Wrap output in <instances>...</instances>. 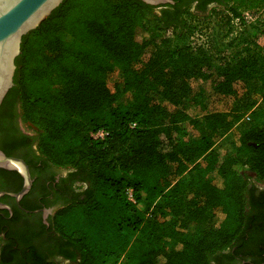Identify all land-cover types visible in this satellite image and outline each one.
Segmentation results:
<instances>
[{
  "label": "trees",
  "instance_id": "16d2710c",
  "mask_svg": "<svg viewBox=\"0 0 264 264\" xmlns=\"http://www.w3.org/2000/svg\"><path fill=\"white\" fill-rule=\"evenodd\" d=\"M174 2L64 0L22 39L14 86L0 107V148L15 157L20 139H29L8 122L20 118L43 165L71 169L72 183L86 184L51 220L78 254L66 264H237L264 227V188L256 184H264V0ZM206 13L220 17L229 49L214 94L235 96L241 81L255 85L238 107L193 122L204 129L200 138L180 141L189 106L206 110L191 85L213 64L212 45L191 42ZM116 70L122 83L113 92ZM57 82L62 119L48 115ZM235 126L238 141L219 154L216 138ZM0 176L22 188L17 172ZM192 225L205 228L197 241L186 239ZM16 257L0 247V264Z\"/></svg>",
  "mask_w": 264,
  "mask_h": 264
},
{
  "label": "flooded vegetation",
  "instance_id": "af4514ba",
  "mask_svg": "<svg viewBox=\"0 0 264 264\" xmlns=\"http://www.w3.org/2000/svg\"><path fill=\"white\" fill-rule=\"evenodd\" d=\"M197 5V4H195ZM212 5L209 6L211 8ZM9 124L16 127V135L29 139H20V147L16 156L31 162V175L34 180L31 191L18 203L10 194L20 190L13 189L8 179L0 176V202L8 205L0 209V247L15 252L17 264H34L39 260L54 263H70V256L77 252L54 231L51 220L55 213L65 207L74 194L81 193L86 184L72 183L69 178L71 169H61L44 166L33 141L34 134L22 123L20 118H11ZM25 160V161H26ZM23 179V178H22ZM23 187V185H22ZM256 239L248 238V246L243 254L237 256V264H264V247L261 237H264V227L256 232Z\"/></svg>",
  "mask_w": 264,
  "mask_h": 264
},
{
  "label": "rangeland",
  "instance_id": "374dc122",
  "mask_svg": "<svg viewBox=\"0 0 264 264\" xmlns=\"http://www.w3.org/2000/svg\"><path fill=\"white\" fill-rule=\"evenodd\" d=\"M209 13H206V16L199 17L197 20L198 27L200 31L195 33L192 36L191 42L193 44H207L212 45L211 52L213 55V64L211 68L206 69L202 73L197 74L191 79V85L195 91L200 92L204 98V103L206 110H202L199 106L190 105L186 110L187 119L182 124V134L179 136L180 141L193 140L200 138L203 133V127H195L193 122H202L206 112H229L232 109L241 105L244 98L251 92L255 81H241L236 84V95L232 97H217L213 91V81L215 80L216 69L221 62V59L228 55V47L226 43L228 39L224 36L225 30L221 26L220 17L213 16L210 19L207 18ZM237 30L235 29V32ZM168 35H171V31L168 32ZM79 47L75 46V50H78ZM227 49V50H226ZM264 49V45H263ZM152 49L148 50L145 58H149L152 55ZM36 66H43V62L40 59L36 60ZM122 83V73L119 70L113 72L108 80V85L110 89L114 92L118 86ZM63 90V85L60 82H57L54 87V93L57 95L58 101L48 110V115L62 119L64 118V112L61 105V94ZM130 96L123 97L124 101L129 100ZM155 101L158 104L172 110V106L163 100L160 96L155 95ZM25 126V125H24ZM26 127V126H25ZM241 127H234L230 132L225 135L218 136L216 138L217 145L216 149L219 154L223 155L229 148L231 141H238ZM217 178H213V181L216 183ZM255 182L253 178L252 182ZM258 187L264 188V184L256 183ZM204 225H192L186 235V239L190 241H197L202 233L204 232ZM172 247H168L167 250L171 251Z\"/></svg>",
  "mask_w": 264,
  "mask_h": 264
},
{
  "label": "water",
  "instance_id": "95a60500",
  "mask_svg": "<svg viewBox=\"0 0 264 264\" xmlns=\"http://www.w3.org/2000/svg\"><path fill=\"white\" fill-rule=\"evenodd\" d=\"M141 1L157 8L175 4L174 0ZM63 2L64 0H0V107L14 86L17 68L15 61L21 54L23 37L36 30ZM0 169L17 172L23 178L22 189L10 194L19 203L33 187L34 180L29 165L21 158L6 155L0 148ZM4 208L12 212L8 205L0 202V209Z\"/></svg>",
  "mask_w": 264,
  "mask_h": 264
},
{
  "label": "built area",
  "instance_id": "2783aa9c",
  "mask_svg": "<svg viewBox=\"0 0 264 264\" xmlns=\"http://www.w3.org/2000/svg\"><path fill=\"white\" fill-rule=\"evenodd\" d=\"M258 44H260L261 46L264 45V33H263V35H261L260 38L258 39ZM97 136L103 137L104 134L101 132V133L97 134ZM130 197L132 198V195H130Z\"/></svg>",
  "mask_w": 264,
  "mask_h": 264
}]
</instances>
